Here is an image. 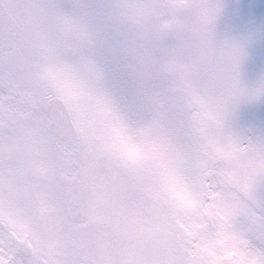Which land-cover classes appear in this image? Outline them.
Wrapping results in <instances>:
<instances>
[{
    "label": "snow or ice",
    "instance_id": "obj_1",
    "mask_svg": "<svg viewBox=\"0 0 264 264\" xmlns=\"http://www.w3.org/2000/svg\"><path fill=\"white\" fill-rule=\"evenodd\" d=\"M0 264H264V3L0 0Z\"/></svg>",
    "mask_w": 264,
    "mask_h": 264
},
{
    "label": "rangeland",
    "instance_id": "obj_2",
    "mask_svg": "<svg viewBox=\"0 0 264 264\" xmlns=\"http://www.w3.org/2000/svg\"><path fill=\"white\" fill-rule=\"evenodd\" d=\"M253 2L260 4V3H264V0H253Z\"/></svg>",
    "mask_w": 264,
    "mask_h": 264
}]
</instances>
